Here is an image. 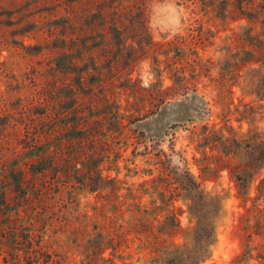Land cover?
Instances as JSON below:
<instances>
[{"label":"rangeland","instance_id":"rangeland-1","mask_svg":"<svg viewBox=\"0 0 264 264\" xmlns=\"http://www.w3.org/2000/svg\"><path fill=\"white\" fill-rule=\"evenodd\" d=\"M194 1L0 0V192L7 202L15 195L11 171L24 179L21 191L36 208L34 190L43 182L52 188L45 203L67 199L64 188L55 195L51 173H38L43 160L66 172L76 160L103 162V176L116 177L117 186L106 185L99 197L82 193L79 210L104 216L106 230L136 224L137 205L150 221L173 211L183 231L174 241L183 243L194 224L184 194L177 190L182 195L167 207L154 190L170 184L154 157L162 150L173 167L182 168L184 158L202 189L226 195L216 243L202 264L231 263L244 239L240 224H253L255 216L240 221L245 211L235 182L226 170L217 172L230 160L210 147L202 156L192 140L205 125L264 133V101L254 104L262 113L250 123L236 119L250 97L234 88L220 98V67L236 50L231 36L241 22L206 17ZM129 238L128 261L147 264Z\"/></svg>","mask_w":264,"mask_h":264},{"label":"trees","instance_id":"trees-1","mask_svg":"<svg viewBox=\"0 0 264 264\" xmlns=\"http://www.w3.org/2000/svg\"><path fill=\"white\" fill-rule=\"evenodd\" d=\"M192 4L211 19L222 23L241 22L238 31H233L231 36L236 50L224 59L216 83L221 87L220 98H224V93L232 96L234 88L241 96L251 98L250 102L242 103L246 114H239L236 119L254 122L262 113L258 112L262 105L255 107L254 104L264 101V0H195ZM260 119L264 120V115ZM193 139H196L192 141H196L197 149L203 148L202 156H205V148L210 147L219 160L223 157L230 160L217 172L226 170L235 182L236 197L243 203L245 211L240 221H248L251 213L255 216L253 224H240L244 239L241 251L230 264H264V133L254 127L240 135L231 126L224 129L205 125ZM170 150L174 153L172 148ZM154 157L166 176L161 179L170 183L154 189L158 191L157 195L162 201L169 202L166 205L170 207L174 198L184 194L182 199L187 202L188 216L194 222L184 232L183 243L174 241V237L183 231L179 226V215L173 211L164 217L154 214L150 221L148 210L137 205L135 212H131L136 224H112L111 230H106L101 224L104 216H88L79 210L82 193L99 197L106 185L117 186L116 177L103 176V162L76 160L66 172L43 160L38 173L42 176L51 173L55 195H61L60 190L65 191L67 199L59 196L53 198L54 205L45 203L52 188L43 182L41 189L34 190L38 204L34 208L28 194L21 191L24 179L15 178L16 172L11 171L10 181L15 189V195L9 196L12 204L7 202L5 190L0 192L2 264H131L129 250L134 241H130V236L138 242L136 250L141 254L138 260L147 264L204 263L216 243V229L226 195L202 189L184 158H181L182 168H177L170 165L171 155L162 150L154 153ZM217 165L212 171L218 168ZM199 171L203 173L202 169ZM171 184L175 185L173 190ZM252 187L254 196L251 197ZM79 216L80 224H76Z\"/></svg>","mask_w":264,"mask_h":264}]
</instances>
